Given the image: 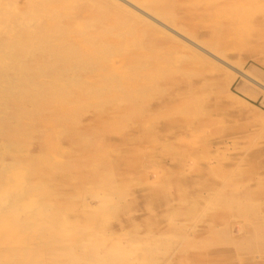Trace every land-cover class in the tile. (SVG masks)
Listing matches in <instances>:
<instances>
[{"label": "rangeland", "instance_id": "rangeland-1", "mask_svg": "<svg viewBox=\"0 0 264 264\" xmlns=\"http://www.w3.org/2000/svg\"><path fill=\"white\" fill-rule=\"evenodd\" d=\"M0 264H264V0H0Z\"/></svg>", "mask_w": 264, "mask_h": 264}, {"label": "bare ground", "instance_id": "bare-ground-1", "mask_svg": "<svg viewBox=\"0 0 264 264\" xmlns=\"http://www.w3.org/2000/svg\"><path fill=\"white\" fill-rule=\"evenodd\" d=\"M121 1V0H120ZM97 2V1H96ZM116 4V3H115ZM115 4H113V5H115ZM117 5V4H116ZM98 6V5H97ZM103 7V6H102ZM104 8V7H103ZM105 9V8H104ZM139 9V8H138ZM100 10V9H99ZM102 11V10H101ZM125 11V10H124ZM126 12V11H125ZM128 13H130V12H128ZM124 14V13H123ZM134 17V16H133ZM28 23V22H27ZM115 24V23H114ZM116 25V24H115ZM92 26V25H91ZM188 42V41H187ZM3 63V62H2ZM35 72V71H34ZM42 73V72H41ZM237 73V72H236ZM239 73V72H238ZM241 74V73H240ZM243 75V74H242Z\"/></svg>", "mask_w": 264, "mask_h": 264}]
</instances>
